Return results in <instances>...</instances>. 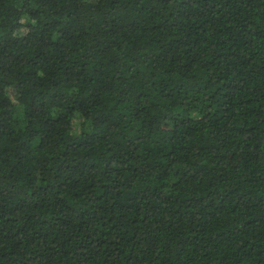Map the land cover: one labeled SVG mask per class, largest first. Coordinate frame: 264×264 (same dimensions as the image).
Wrapping results in <instances>:
<instances>
[{"label": "trees", "instance_id": "obj_1", "mask_svg": "<svg viewBox=\"0 0 264 264\" xmlns=\"http://www.w3.org/2000/svg\"><path fill=\"white\" fill-rule=\"evenodd\" d=\"M0 264H264V0H0Z\"/></svg>", "mask_w": 264, "mask_h": 264}]
</instances>
